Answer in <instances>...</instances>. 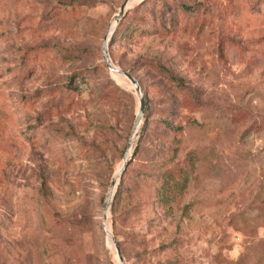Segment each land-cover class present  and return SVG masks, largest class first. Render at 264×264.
<instances>
[{
  "label": "rangeland",
  "instance_id": "obj_1",
  "mask_svg": "<svg viewBox=\"0 0 264 264\" xmlns=\"http://www.w3.org/2000/svg\"><path fill=\"white\" fill-rule=\"evenodd\" d=\"M124 1L0 0V264H121L104 227L126 264H264V0L129 7L109 54L141 137L102 54Z\"/></svg>",
  "mask_w": 264,
  "mask_h": 264
},
{
  "label": "water",
  "instance_id": "obj_2",
  "mask_svg": "<svg viewBox=\"0 0 264 264\" xmlns=\"http://www.w3.org/2000/svg\"><path fill=\"white\" fill-rule=\"evenodd\" d=\"M132 2H133V0H125L123 2V4L121 5L118 14L115 16V18L112 22V24L115 23L114 28L112 29V26H110V28L106 31L105 37L103 39V44H102V54H103L104 63L107 66V68L109 69V71L111 73L116 74V75L128 78V80L131 82L132 86L134 87L135 93H136L138 100H139V109H138V112L136 114V118H135V122H134V126H133V137H136V136H138V134L141 130V126H142L143 119H144V114H145V109H146L145 96L142 92V89H141V86H140L138 80L136 78H134L133 75L129 71L116 67L112 63V60H111L110 54H109V42L112 38V35H113L117 25L119 24V22L121 21V19L125 15L126 11L131 6ZM111 29H112V31H111ZM110 31H111V34H110ZM132 146H133V142L130 141L128 144V148L125 152L124 158H123V163H122L119 171L117 172L116 176L113 178V180L110 184L108 194H107V198L105 201L104 218H103L104 223L106 222L107 210H108V208H110L111 203L114 199V195H115L118 183H119L120 179L122 178L124 171L126 170L128 164L130 162V159H131L130 157L132 155ZM104 229H105L107 237L110 240H112L115 244L120 263L126 264L124 257L121 253V250L119 249V246L116 244V242L114 240V236L106 227H104Z\"/></svg>",
  "mask_w": 264,
  "mask_h": 264
},
{
  "label": "trees",
  "instance_id": "obj_3",
  "mask_svg": "<svg viewBox=\"0 0 264 264\" xmlns=\"http://www.w3.org/2000/svg\"><path fill=\"white\" fill-rule=\"evenodd\" d=\"M182 9L185 10V11H188L190 10V8L184 4L181 5ZM127 15V12L125 13V15L123 16V19L122 21L120 22V24L118 25V27L116 28V30L114 31L113 35H112V41L113 39H115L117 33L121 30V27L123 25V20L124 18L126 17ZM168 21H174V17H168ZM127 29V28H125ZM158 71L160 72V74L166 76L168 79H170L172 82H174L178 87H181V88H184L186 89V85L184 84V81L180 78H178L177 76H175L174 74H172L170 71H168L167 69H165L164 67L162 66H158ZM72 83V80L70 81ZM71 88L75 89L77 86H72V84L70 85ZM118 89V88H117ZM145 100H146V109H145V122L143 124V129L140 133V137L145 134V131H146V117L148 116V111L150 109L149 107V101L147 99V97H145ZM165 127L168 128L169 130H172V131H175V132H178L180 131L182 128L180 126H174L173 124H170L169 122H166L165 124ZM125 172V171H124ZM165 177L162 181V184L161 186L159 187V192H158V196H159V199L162 203L166 204L168 203L170 200L169 199H172L173 197V191L174 189H183L186 184H187V178H184L183 181L181 183H174V184H171V178H167ZM122 183V182H121ZM119 184L118 186V189H117V192L115 194V198H114V203H113V206H112V211L115 212V208L120 204L122 198H123V194L125 193L122 188V184ZM122 255L123 257L125 258V255H124V252L122 250Z\"/></svg>",
  "mask_w": 264,
  "mask_h": 264
},
{
  "label": "bare ground",
  "instance_id": "obj_4",
  "mask_svg": "<svg viewBox=\"0 0 264 264\" xmlns=\"http://www.w3.org/2000/svg\"><path fill=\"white\" fill-rule=\"evenodd\" d=\"M136 0H133V2L131 3V5L135 2ZM112 29L114 28V26H115V23H113L112 25ZM112 29H111V31H112ZM111 31H110V34H111Z\"/></svg>",
  "mask_w": 264,
  "mask_h": 264
}]
</instances>
